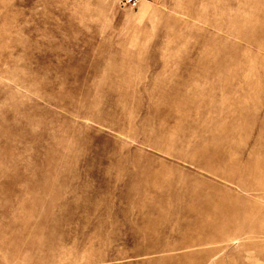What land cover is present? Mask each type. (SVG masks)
I'll return each mask as SVG.
<instances>
[{
	"label": "rangeland",
	"instance_id": "374dc122",
	"mask_svg": "<svg viewBox=\"0 0 264 264\" xmlns=\"http://www.w3.org/2000/svg\"><path fill=\"white\" fill-rule=\"evenodd\" d=\"M0 264H264V0H0Z\"/></svg>",
	"mask_w": 264,
	"mask_h": 264
},
{
	"label": "built area",
	"instance_id": "2783aa9c",
	"mask_svg": "<svg viewBox=\"0 0 264 264\" xmlns=\"http://www.w3.org/2000/svg\"><path fill=\"white\" fill-rule=\"evenodd\" d=\"M133 5H135V2L133 3Z\"/></svg>",
	"mask_w": 264,
	"mask_h": 264
}]
</instances>
